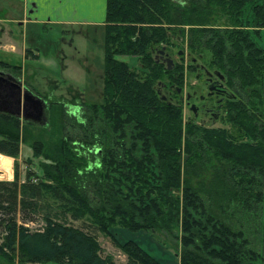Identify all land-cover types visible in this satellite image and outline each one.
Instances as JSON below:
<instances>
[{"label":"trees","instance_id":"1","mask_svg":"<svg viewBox=\"0 0 264 264\" xmlns=\"http://www.w3.org/2000/svg\"><path fill=\"white\" fill-rule=\"evenodd\" d=\"M212 18H223L229 28L209 27ZM183 26L188 50L208 55L207 65L223 78L227 95L219 89L211 95L227 128L183 122L180 106L156 92V85L182 86V63L168 69L162 59L177 46L172 36L184 38ZM103 29V101L90 110L95 118L100 113L119 150L100 149L99 171L70 150V140L51 149L38 143L34 152L47 161L39 164L42 176L27 169L22 181L15 163L13 179L0 180V263L111 264L93 233L53 218L69 214L103 233L178 226V264H264V251L241 226L250 214H259L264 226V47L255 40L257 29L264 30V0H190L186 6L105 0ZM123 57L136 59L140 72ZM186 68L195 69L191 62ZM196 96L202 102L194 90L188 100ZM18 125L16 117L0 113V155L14 160ZM81 129L89 136L80 142L89 147L94 131ZM260 236L263 248L264 228ZM109 237L131 263L160 264L134 241L119 245Z\"/></svg>","mask_w":264,"mask_h":264},{"label":"rangeland","instance_id":"2","mask_svg":"<svg viewBox=\"0 0 264 264\" xmlns=\"http://www.w3.org/2000/svg\"><path fill=\"white\" fill-rule=\"evenodd\" d=\"M91 1L92 7L89 5ZM172 1L180 3L182 6L188 5L190 2V0ZM81 2L83 3L81 4ZM68 4L71 3L68 2ZM104 6L105 0H80L76 4V7L82 8L85 11L83 14L84 18L81 17L85 19L83 23L74 25H43L36 23L37 25L31 27L24 38L19 33L20 30L17 27V23H0V40L2 37L1 31L7 29L10 32L11 39L15 41L17 50L26 44V47L39 56L38 60L34 61L29 56L31 52L26 53L25 56L28 60L25 62V66H23V60L19 53L5 55V53L0 51V61L9 62L17 65V67L19 65L20 67L23 66L22 73L20 72V67L19 71L16 72L2 66H0V72L9 74L20 81L23 88L28 89L30 93L44 101L43 114L45 118V123L32 121H25V123L22 118H17L19 121L18 156L14 160L0 155V180L11 181L13 179L15 163L19 181L23 180L24 172L27 169L34 171L37 176L41 177L42 172L39 164L42 162L47 163V161L41 155L35 154V149L37 148L38 150V143L43 146L42 149H51L61 139L70 140L71 142H68L70 150L78 158L83 157L85 163L91 168L95 166L99 171L98 163L100 159L98 156L101 153L100 149L113 148L114 150H119L118 146L113 144V135L109 130H106L101 120L99 121L100 113L98 112L99 116L97 115L95 118L90 110L91 105L97 106L103 101ZM2 14L3 12L0 11V19L4 18ZM12 15L13 12H8L5 15V19L13 18ZM211 21L209 27L212 28L223 29L230 26L223 18H212ZM182 28L185 34L184 38H180L179 35L172 36V41L177 46L168 52L165 49L167 54L162 59L163 64L166 66H168L166 60L170 61V68L174 64L182 63V68H184L182 70V86L181 88L178 86L176 88L171 87L168 90L166 88L163 89L160 85H156V92L164 101L180 106L183 122L191 120L200 126L208 128H227L228 125L222 123L219 119L223 112L218 109L216 104L219 99L215 95L212 97L207 96L206 72L214 73L216 71H213V67L207 65L209 63L208 55H205L203 52L198 55L188 50V37L186 35L188 27L183 26ZM247 29L252 31V25L249 24ZM257 30L258 36H256L255 40L264 47V30ZM159 53L161 51L158 52V55ZM154 55H157V53ZM122 59L131 69L140 72L141 67L136 59L129 57H123ZM190 62L195 69L189 72L186 67ZM14 65L8 64V66ZM174 89H179V91L174 94ZM193 90L196 94H200L202 102L198 101L197 96L187 101V97L189 98ZM57 103L63 105L62 108L64 110L57 106ZM192 106L196 108L194 113L190 111V107ZM89 119H91L90 126H88L90 123ZM78 124H82L83 127H88L94 131L93 138H87L90 139V143L92 140L94 141L89 147H84L80 142L82 136H89V132L82 131L81 128L83 127H79ZM101 130L105 132L101 134ZM99 140H101V144H98ZM123 141L126 148H128L129 136L126 135ZM24 162L29 164H25ZM211 168V165L205 167L204 177L206 180L210 178ZM81 181H83V178ZM237 215L239 214H236L234 217ZM249 216L248 218H242L241 226L247 230L250 238H253V243H256L257 248L261 247V251H264V247L262 248L260 244L261 240L259 239L264 228L261 223V217L259 214L256 216L255 214H250ZM240 217L241 215L237 216V218ZM53 218L93 233L101 257L107 258L111 264L136 263H131L128 260L121 248L113 244L109 235L119 245L126 241H134L160 264H178L180 234L178 226H174V229H171L172 232L154 230L151 232L139 231L130 233L120 227H111L107 231L108 233H103L95 230L94 227H90L87 221L73 220L69 214H55ZM31 226L34 227L33 225ZM257 248L256 250H258ZM262 255L264 261V252ZM256 264H258V261H256Z\"/></svg>","mask_w":264,"mask_h":264},{"label":"crops","instance_id":"3","mask_svg":"<svg viewBox=\"0 0 264 264\" xmlns=\"http://www.w3.org/2000/svg\"><path fill=\"white\" fill-rule=\"evenodd\" d=\"M0 11L3 12L4 18L0 19V23H17V27L20 30L19 33L22 38L26 37L28 30L39 23L43 25H74L77 23H83L84 18L82 8L76 7V4L80 0H0ZM71 3V4H68ZM83 2H81L82 4ZM92 7V1L90 2ZM13 12V18L5 19V15L8 12ZM7 12V13H6ZM82 17V18H81ZM37 23V24H36ZM0 51L5 55L19 53L23 60V66L28 60L26 53H30V58L37 61L39 56L34 53L30 48L24 44L17 50L15 41L11 39L10 32L7 29L1 31ZM35 51V50H34ZM30 60V59H29ZM5 64L14 65L9 62L0 61ZM17 66V65H14ZM23 66L20 72H23Z\"/></svg>","mask_w":264,"mask_h":264},{"label":"water","instance_id":"4","mask_svg":"<svg viewBox=\"0 0 264 264\" xmlns=\"http://www.w3.org/2000/svg\"><path fill=\"white\" fill-rule=\"evenodd\" d=\"M167 68L169 69L170 61L167 60ZM221 78V76H218ZM212 88H208V92ZM10 100L16 104L17 107V116H21L22 120H25V111L26 105L28 103L29 107H32L36 111V117L39 118L42 116L44 101L36 97L26 88H22L20 81L16 80L9 74L0 72V105L7 106L10 104ZM190 109L193 111L192 107ZM1 113H5L11 116H14L12 113H7L4 110L0 109Z\"/></svg>","mask_w":264,"mask_h":264},{"label":"flooded vegetation","instance_id":"5","mask_svg":"<svg viewBox=\"0 0 264 264\" xmlns=\"http://www.w3.org/2000/svg\"><path fill=\"white\" fill-rule=\"evenodd\" d=\"M166 63H167V60H166ZM207 73V78H206V87H207V91H208V88H212L211 89V91L210 92H208L207 93V96L208 97H211L212 95V93L214 94V93H216V94H218V89L219 90H221V91H224L223 90V87H222V83H223V78H220V77H218V75H216V73L214 72V73H208V72H206ZM213 75V76H212ZM23 88V87H22ZM24 89V88H23ZM226 93H225V91H224V95H225ZM227 95V94H226ZM201 99L200 100H202V97H200ZM187 101H188V97H187ZM0 109L1 110H4L5 112H7V113H12V114H14V117H16V118H21V116L19 115V116H17L16 115V113H17V107H16V104L15 103H13V101L12 100H10V104L9 105H7V106H1L0 105ZM192 109H193V111L190 109V111L192 112V113H194L195 112V109L196 108H194V106H192ZM1 113V112H0ZM3 114H5V113H3ZM6 115H8V114H6ZM11 116V115H10ZM25 117L24 118H26L25 120H24V122L25 121H27V122H40V123H45V118H44V114H43V112H42V116H40L39 118H37L36 117V111L32 108V107H29V105H28V103H27V105H26V111H25V115H24Z\"/></svg>","mask_w":264,"mask_h":264}]
</instances>
